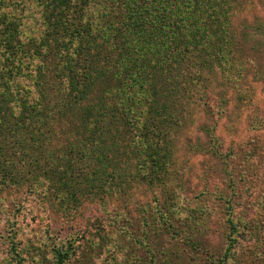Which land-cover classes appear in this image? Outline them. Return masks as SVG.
Returning a JSON list of instances; mask_svg holds the SVG:
<instances>
[{
	"label": "trees",
	"instance_id": "trees-1",
	"mask_svg": "<svg viewBox=\"0 0 264 264\" xmlns=\"http://www.w3.org/2000/svg\"><path fill=\"white\" fill-rule=\"evenodd\" d=\"M248 2L0 0V201L17 191L16 210L33 199L74 228L61 237L48 236L47 224L34 230L50 242L28 244L33 264H93L100 255L101 264H134L137 244L152 261L147 226L164 237L199 218L182 192L178 151L214 163L227 156L220 143L186 134L194 125L213 139L212 87L225 106L226 82L238 91L246 72L261 74L253 54L264 52L255 36L263 23L241 16ZM254 114L249 129L261 124ZM220 172L216 188L236 183ZM142 185L148 204L132 201ZM227 215V243L213 264H226L247 226ZM13 216L0 206V262L24 264Z\"/></svg>",
	"mask_w": 264,
	"mask_h": 264
},
{
	"label": "rangeland",
	"instance_id": "rangeland-1",
	"mask_svg": "<svg viewBox=\"0 0 264 264\" xmlns=\"http://www.w3.org/2000/svg\"><path fill=\"white\" fill-rule=\"evenodd\" d=\"M247 2L241 16L247 22H252L253 16L259 18L260 23H263L262 32L255 33V36L256 39L264 41V0H247ZM34 28L36 29V26ZM24 33V35L30 34ZM253 56L255 61H264V52L259 54V60L256 59L255 54ZM241 80L242 82L238 81L236 86L238 91L245 92L244 94L238 93L226 82L227 89L223 96L227 102L225 106L217 105L216 102L220 88L213 86L209 92L211 115L208 116L206 123L212 125V135H209L213 139L195 129L194 125L186 134L192 142L195 138L198 142L209 140V143H220V151L226 152V158L218 157L214 163V159L209 158L208 154L188 153L181 148L178 151V160L184 161L182 164L185 165L183 177L185 182L181 187L187 190L182 192L186 194L189 205L195 206L196 211L201 215L189 227H177L174 233H168L164 237L157 235L159 229L153 228L152 225L147 226L145 232L147 236L142 239L147 242L150 252L155 256L149 261L148 254L144 256L143 248L137 244L134 254L141 257V260L134 264H213L227 243L225 240L228 232L225 223L227 213H230L234 222L239 219L246 222L247 226L236 238L231 251L233 253L226 259V264H264V67L261 68L260 76L246 72ZM253 113L261 124L256 129H249L246 117L252 119ZM196 115V120L203 117L201 113ZM224 169H226L225 178L228 179L233 174L231 179L236 183L220 190L213 183L222 186L218 175L222 176L223 171L222 173L220 171ZM135 190L131 196L133 202L150 203L149 198L152 193L149 187L137 186ZM199 190H203L206 194L197 197L196 192ZM18 195L17 191L3 193L2 197L5 200L0 201V206L6 213H14L13 217L20 225L17 241L24 252V264H33V256L28 250V244L31 241L35 244L50 242L45 234L34 235V230L39 232L40 226L43 228L47 224L52 229L48 236L58 234L61 237L74 228L60 224L57 213H54L51 207L45 210L33 199L24 205L23 209L16 210ZM219 195H222V198H219ZM10 199L14 201L10 202ZM108 206L115 209L116 203ZM130 212L132 213V209ZM108 213H110L109 209L106 211V214ZM32 228L34 229L28 233ZM5 234H0V249L5 247ZM2 256H4L3 251ZM91 262L101 264L102 255L91 256ZM0 264L6 263L3 260ZM8 264H13V261Z\"/></svg>",
	"mask_w": 264,
	"mask_h": 264
}]
</instances>
